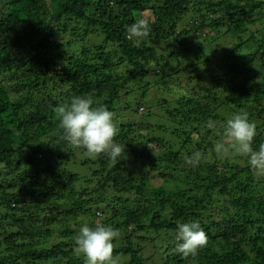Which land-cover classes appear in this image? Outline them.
<instances>
[{
    "label": "trees",
    "instance_id": "16d2710c",
    "mask_svg": "<svg viewBox=\"0 0 264 264\" xmlns=\"http://www.w3.org/2000/svg\"><path fill=\"white\" fill-rule=\"evenodd\" d=\"M141 17L151 33L136 47L127 29ZM223 28L236 34L230 52L200 55ZM190 37L196 48H178ZM157 79L169 94L155 102ZM84 95L113 113L116 166L61 139L58 109ZM240 112L258 150L264 0H0V264H85L84 224L117 231L120 264H264V178L234 149L215 151ZM192 221L207 243L183 257L175 233Z\"/></svg>",
    "mask_w": 264,
    "mask_h": 264
},
{
    "label": "clouds",
    "instance_id": "9594fccd",
    "mask_svg": "<svg viewBox=\"0 0 264 264\" xmlns=\"http://www.w3.org/2000/svg\"><path fill=\"white\" fill-rule=\"evenodd\" d=\"M151 25L143 17L127 29V38L134 46L139 47L149 37ZM143 109V108H142ZM58 123L61 139L69 146L82 150L87 158L95 159L100 154L109 157L113 166L125 155V146L116 143L114 137L118 127L114 122L113 113L96 105L91 96H75L58 109ZM224 140L216 143L215 151L221 155L234 149L237 154L247 159L249 167L256 175H264V143L258 150L252 147L256 136L255 125L248 119L246 112L234 114L223 125ZM201 154L185 156L189 165H197ZM118 236L111 226L87 224L80 226L75 237V251L81 254L85 264H116L112 255L113 240ZM174 251L183 257L195 256L199 249L207 243L206 234L199 222L179 223L174 237Z\"/></svg>",
    "mask_w": 264,
    "mask_h": 264
},
{
    "label": "rangeland",
    "instance_id": "374dc122",
    "mask_svg": "<svg viewBox=\"0 0 264 264\" xmlns=\"http://www.w3.org/2000/svg\"><path fill=\"white\" fill-rule=\"evenodd\" d=\"M223 29L224 30H221L220 34L217 36L218 38H216L212 42H209V43H211L212 46H209L206 44H201L202 46H204L205 50L203 52H201L200 55H202L205 58H211L214 55V57L216 56V59H220V58L226 56L228 52H230L231 48L235 46L236 34L235 33H229L226 35L225 34L226 29L225 28H223ZM215 36H216L215 32H210L208 35V40L209 41L213 40V37L215 38ZM193 43H195V42H193L192 38L190 37V38H188V40L180 39L177 41L176 44L179 45L178 48H182V47L184 48L185 45H191L192 47L196 48V46H194ZM247 46H252V45H251V43H248L246 41L242 44L243 49H240V50H242L243 53H246L247 51H249V49H246ZM235 55L238 56L237 54H235ZM143 85H145L144 80L135 81L134 83L130 84L127 91L131 94H134L135 92L138 93L139 88ZM162 89H164V85L162 83H159V80L157 83H156V80H154L153 85L149 87L146 94H147L149 99H153V101L158 102L162 98L167 97V95L169 94V92H166V91L164 92V91H162ZM180 92H181V90H180ZM124 97H125V94L122 93V98L125 101ZM157 105H159V103H157ZM143 110H144V106H140L138 109V112L141 113ZM257 177L258 178L259 177L264 178V175H257ZM151 253H152V250L147 249V255L151 254ZM115 262H116V260H115ZM117 263L120 264L118 261L116 262V264Z\"/></svg>",
    "mask_w": 264,
    "mask_h": 264
}]
</instances>
